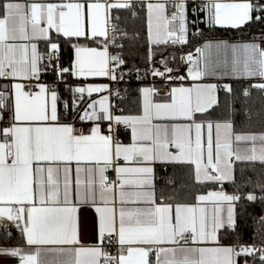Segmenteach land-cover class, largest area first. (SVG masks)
<instances>
[{
	"label": "snow or ice",
	"instance_id": "snow-or-ice-1",
	"mask_svg": "<svg viewBox=\"0 0 264 264\" xmlns=\"http://www.w3.org/2000/svg\"><path fill=\"white\" fill-rule=\"evenodd\" d=\"M146 8L142 76L135 65L121 71L128 62L118 41H137L138 34L129 36L121 17L112 15L126 9L136 18L131 0H0V78L23 81L0 90V121L9 89L13 100L9 126L0 128V229L7 240L14 227L28 246H0V255L19 264H239L240 257L244 264L249 257L264 264V243L240 242L237 212L241 200L264 203V132H238L232 119L237 103L250 116V88L264 93V83L238 92L220 82L264 80V39H207L199 27L239 30L264 21V0H149ZM198 39L204 42L194 53L168 51ZM177 59L187 64L186 75L170 66ZM133 73L141 81L158 77L165 89L163 102L154 99L161 92L155 83L137 89V115L122 114L111 102L126 98L119 88L87 83L96 77L119 83ZM46 74L55 79L44 81ZM211 79L216 82H205ZM103 92L108 95L91 99ZM78 122H91L87 133ZM121 125L130 131L128 143L120 138ZM238 162H259L262 171L253 181L241 167L238 177ZM178 166L189 169L194 184L219 190L178 183L175 171L167 174ZM158 168L166 175L158 177ZM226 182L232 193L224 190ZM249 186L253 191L242 194ZM82 208L94 209V243L83 242ZM258 223L264 226V216Z\"/></svg>",
	"mask_w": 264,
	"mask_h": 264
},
{
	"label": "trees",
	"instance_id": "trees-1",
	"mask_svg": "<svg viewBox=\"0 0 264 264\" xmlns=\"http://www.w3.org/2000/svg\"><path fill=\"white\" fill-rule=\"evenodd\" d=\"M144 3V2H143ZM134 5V10L138 13V16L136 18H132L131 12L126 9H113L112 15L120 16L121 22L120 27L124 28L128 31L129 36H132L133 34H138L137 41L132 40H125V41H118L125 44V59L128 62V66L123 68L124 72L127 73L128 69L133 67V65L139 67L141 69V75L143 76V70L145 68L144 63V36L146 35V6L144 3V6L141 7V1H135L132 2ZM201 29H203L205 37H228L230 39H247L251 35L259 32H264V21H261L259 23L252 22L249 23L243 27H241L239 30L232 29L230 27H214L212 29L207 28L206 25L202 24L200 26ZM55 36V35H53ZM77 41L73 40V43ZM83 42V41H80ZM203 40L198 39L194 40L192 44L185 45L183 48H181L179 45H177L174 49L170 48L168 51H175L177 53V57L181 55L183 52H189V51H195V46L199 43L202 44ZM41 49L42 51H46L47 46L44 42H41ZM89 46H97L94 43L89 44ZM111 51V49H110ZM67 59L68 54L67 51L65 52L64 60H65V66H67ZM159 59V57H157ZM179 62V59H177V62ZM157 67L160 65L157 64ZM150 76V75H149ZM147 76V78L149 77ZM46 77L49 79H54L55 77L46 74ZM125 77L129 78H136L135 73H133L131 76L125 75ZM144 81H133L125 86L121 84H115V88H119L121 90V93H124L126 98L123 101L117 100L115 98V104L118 105V108H123V113H139L141 111V95L137 91V89L141 88V86L144 84ZM233 86L237 88L238 92L242 91L243 88H249L251 83L248 82H239L235 81L232 82ZM125 89H127V93H125ZM251 91V97L248 99L247 107L250 110V116L247 115L244 111V106L241 103H237L236 105V114L232 117L234 122V128L236 131H244V132H264V93H261L259 90H256L254 88H250ZM61 92L64 98H67V94L63 92V86H61ZM221 96H223V93H221ZM86 99V98H85ZM243 99V98H242ZM124 132V131H123ZM121 132V139L127 140L128 136L126 133ZM241 167H245L248 169L246 172L247 176H250L253 181L257 179V174H259L262 171V166L259 164V162H256L255 165L253 164H240L237 163V176L239 177V169ZM255 167L256 171L253 172L252 168ZM176 172L177 181L184 182L191 186V190L193 191H203L206 192L208 190H216L219 189V185H211L209 184L207 187H203L201 185H196L193 183L192 179L189 178L188 173L189 169L184 166H178L176 169H173L169 167L168 169V175L172 174L173 172ZM158 177H162L166 175L161 169H157ZM162 183V181H160ZM224 190L228 192H233L234 188L231 184H228L227 182L224 184ZM242 194H246L249 191H253V188L251 186L243 188ZM256 194L259 196V191L256 192ZM188 203H193L195 200L191 197L187 200ZM237 212H238V223L240 227L238 228V232L241 235L240 242H252L256 241L260 245L264 243V231H258L260 228H264V226L259 225L258 218L260 216H264V203H261L259 200L256 202H248L247 200H241L237 205ZM4 231L3 229H0V243L1 244H17V243H23V240L21 238L20 232L16 229L12 231V236L5 240L4 239ZM233 241H224V243H233ZM239 264H244V257H240ZM249 264H252V258L249 257ZM258 264V262H257Z\"/></svg>",
	"mask_w": 264,
	"mask_h": 264
},
{
	"label": "crops",
	"instance_id": "crops-1",
	"mask_svg": "<svg viewBox=\"0 0 264 264\" xmlns=\"http://www.w3.org/2000/svg\"><path fill=\"white\" fill-rule=\"evenodd\" d=\"M135 1H141V0H131V2H135ZM21 2H25V0H21ZM27 2H31V0H27ZM47 2H58V0H47ZM111 2H116V0H111ZM143 2L145 3V6H146L147 3L149 2V0H143ZM151 2H154V3L155 2H164V0H151ZM146 12H147V8H146ZM216 27H223V26H216ZM52 35H55L54 30L52 32ZM207 39L227 40L230 43L251 42V40H248V39H230L228 37H208ZM41 42L39 43V47H40V50L42 51L41 45H40ZM91 47H96V46H91ZM194 52L195 51H193V53ZM45 77H46V75H45ZM46 78H48V77H46ZM228 79H231V78H228ZM2 80H5V79L0 78V81H2ZM9 81H10V83L23 82V81H19V80H14V81L13 80H9ZM205 82H216V81H215V79H211V80H208V81H205ZM87 83H92V84H110L109 83V79L107 77L89 78L87 80ZM150 85H151V83L150 84L149 83H145L141 87L150 86ZM171 86H173V85H170V87ZM103 93H105V92H103ZM98 94H102V93H93L92 96H95V95H98ZM85 98H87V96ZM154 99H155L156 102H163L164 101V96L158 95ZM12 103H13V100H12ZM141 113H142V97H141V111L139 113H122V114H125V115H128V114L137 115V114H141ZM121 132H123V131H121ZM123 133H126L127 136H128V139L127 140H123V141L125 143L130 142V131H125L124 130ZM249 146L250 145H245V144H241L240 145L241 148H245V147H249ZM72 167H73V179H75V164H73ZM107 174H108L110 179H115V172L114 171L109 170V172ZM84 178L86 179V177H84ZM216 190H219V189H216ZM229 193H232V192H229ZM193 203H195V202H193ZM80 216H81V229H82L83 242L85 244L94 243L95 242L94 239L91 238L92 237V222H93V220L95 218L94 209H92V208H87V209L82 208ZM225 244H229V243H225ZM0 246H6V247L21 246V247H25V248L28 247L24 243V241H23V243H17V244H1L0 243ZM154 258L155 257L153 256V259ZM42 259L50 260V259H53V257L50 256V255H43L42 254ZM0 264H19V260H18V258H13V257L0 255Z\"/></svg>",
	"mask_w": 264,
	"mask_h": 264
},
{
	"label": "built area",
	"instance_id": "built-area-1",
	"mask_svg": "<svg viewBox=\"0 0 264 264\" xmlns=\"http://www.w3.org/2000/svg\"><path fill=\"white\" fill-rule=\"evenodd\" d=\"M197 2H200V0H197ZM253 2H255V0H253ZM171 11H172V9H171V7L169 6V10H168V14L170 15V13H171ZM192 17H191V14H189V19H191ZM203 18H204V14L203 13H200V19L201 20H203ZM203 23H201L200 25H199V27L202 25ZM192 31H195V29L193 28L192 29ZM253 37H257L258 38V40H257V42H260V40L261 39H264V32H259V33H255V34H253V35H251L249 38H247L248 40H251L252 41V39H253ZM182 54H187V52H183ZM170 66H172V67H179L180 69H181V71H180V74L181 75H186V72H187V64L186 63H184V62H181V61H179L178 63H174V64H170ZM160 67V66H159ZM121 71H123L124 72V70H123V68L121 69ZM42 79L44 80V81H48V82H50V81H52L53 79H48V78H46L45 77V75L42 77ZM55 79V78H54ZM133 81H141V80H137L136 78H129V77H124V80H122V81H120L119 83H116V82H114V81H110L109 80V83H110V85L112 86V88L114 89V85L116 84H121V85H123V86H125L126 84H128V83H130V82H133ZM142 81H144L143 83L145 84V83H151V84H153V83H155L156 84V86H157V88H160L161 89V92H160V96H164V92H165V89H163L162 87H161V85H162V81L160 80V78H158V77H152L151 75L147 78H144ZM235 81H239V82H248V83H251V84H256V83H264V80H261V79H259V78H250V79H241V80H235V79H228V78H226V79H224V80H222V81H220L221 83H232V82H235ZM10 83V81L9 80H2V81H0V90H4L3 89V85L4 84H9ZM169 87H170V85H169ZM27 90V89H26ZM34 90V89H33ZM8 94H9V99H8V101H7V103H8V105H9V108L7 109V110H5L4 111V120L3 121H0V128H3V127H6V126H9V124H8V121H9V119H10V117H11V113H12V96H11V89H9L8 90ZM122 95H125L124 93H121ZM102 95H108V93L107 92H105V93H102V94H98V95H95V96H92L91 97V99L92 100H98ZM88 99V97L86 98V100ZM89 102H91L90 100H89ZM111 102L113 103V104H115V98L113 97L112 98V100H111ZM83 107H86V105H84V106H82V108H81V112L83 111ZM98 107V106H97ZM118 114H120L119 112H118ZM81 126H83V128H84V130H85V133H87V131H88V128L91 126V122H85V123H83V125H81V123H77L76 124V127L77 128H80ZM106 127H107V125H106V122L102 125V128H105L106 129ZM120 129H121V131H124V127H123V125H121L120 126ZM120 138H121V136H120ZM0 139H3V137L2 136H0ZM11 232L13 231V230H16L14 227H12L11 229ZM241 243H244V244H256V245H260L258 242H256V241H252V242H248V243H246V242H241ZM109 251L113 254V255H115L116 254V247H112V248H110L109 249Z\"/></svg>",
	"mask_w": 264,
	"mask_h": 264
}]
</instances>
